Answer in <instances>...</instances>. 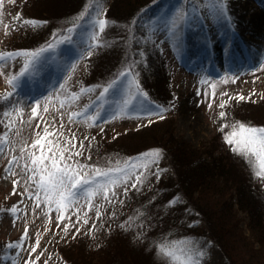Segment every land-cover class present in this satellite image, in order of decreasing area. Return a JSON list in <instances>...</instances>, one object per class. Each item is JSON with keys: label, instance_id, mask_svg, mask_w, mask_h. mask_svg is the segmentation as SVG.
I'll return each mask as SVG.
<instances>
[{"label": "rangeland", "instance_id": "rangeland-1", "mask_svg": "<svg viewBox=\"0 0 264 264\" xmlns=\"http://www.w3.org/2000/svg\"><path fill=\"white\" fill-rule=\"evenodd\" d=\"M62 1L2 0L0 53L22 52L17 48L33 47L37 40H40L37 44L45 41L38 31L32 29L33 26L27 24V27H22V24H25L24 21H35L46 4L50 10L58 6L57 10L67 11L68 8L65 9L66 4ZM113 1L103 0L104 18L108 21L109 7ZM200 2L201 0H184L180 4L172 0L163 7L150 9L149 14L154 15L151 16L143 41L149 44L152 57L146 52L135 57L130 63L131 69L135 67V71L119 73L108 85L88 87V84L99 81V73L105 70L102 64L109 59L108 57L102 64H98L95 73L92 72V78L87 75L96 52L95 47L88 54L89 45L96 43L91 40L92 20L97 14L95 8H91L89 20L84 26L72 32L71 40L60 43L54 51L45 52L35 73L21 78L18 87L12 88L7 80L20 72L23 58L16 57L0 69L4 73L0 75V139L5 135L7 137L5 151L0 155V264H26L28 261L31 264H181L183 255L179 249L184 241L196 242L206 251L201 264H227L222 247L215 245L216 240L211 241L213 236L208 237L209 221L205 208L202 211L198 207L201 212L195 218L202 222L198 230L191 232L190 225L179 220L184 216L175 212L176 209L180 210L183 198H178L180 207L168 208L169 199L178 191L177 173L172 168H179L170 160V153L166 160L152 165L145 173L143 184L148 191H143L141 186L136 189L131 185L135 176L115 188L118 195L123 190H131V208L126 209L127 213L137 216L139 227H144L134 229L129 226L128 229L124 226L116 233H109L111 216L108 218L109 223L103 219L107 208L98 218V224L93 227L94 214L97 212L95 206L99 201L106 203L109 200L97 196L92 202L94 207L89 210L87 201L80 199L74 208L63 213L65 218L61 221L59 217L62 213L56 211L54 204L45 202L44 194L36 183L28 180L26 170L22 168L28 162V155L22 149L39 138L37 133L43 135L44 122L55 117L54 127L64 132L65 136L75 134V144L81 142L84 145L88 139L86 136L94 138V144L88 147L93 149V153L95 151L90 156H96L93 160L96 164L92 168L105 169L117 165L120 163L118 153H139L129 159L134 160L146 153L145 149L149 147L156 145L164 148L162 142L170 135L194 148L215 139L211 143L212 149H216L215 155L221 154L224 166L232 170L233 176H237L229 181L233 183L237 179L245 180L248 174L264 190V180L253 175L242 156L237 155L241 159L239 166L234 159L221 153L224 148L219 147L217 127L220 121L229 123L251 120L264 124V58L263 55L260 56L264 53V23L259 26L262 20L264 22V0H226L228 19L219 21L209 19L206 10L202 9L203 15L198 14L195 9ZM185 12L188 13V18L180 19ZM254 14L262 18H253ZM176 24L179 26L176 27ZM254 33L263 41L257 47H262L259 50L253 44L256 37ZM97 62L96 57L92 65ZM125 72L129 74L124 75ZM224 80L227 83H222ZM213 83L217 85L214 101L210 87ZM109 85H112L109 91L104 93L103 89ZM7 93L11 95L7 96ZM224 93L227 95H223ZM71 94H79V99L71 101ZM241 95L245 97L244 100L236 99ZM229 97L233 99L229 100ZM61 100H68L63 109L59 107ZM126 101L128 107L120 112ZM223 101H227V106L221 109L219 104ZM37 103L41 105L38 110L40 116L30 119L32 106ZM45 106L49 109L47 113L43 112ZM14 108L22 109V115H4ZM221 111L227 113L223 120L219 116ZM72 112L85 115L70 121L68 116ZM92 115L98 117L94 124L86 118ZM61 116L63 128H60ZM12 121L15 123L10 128L8 125ZM37 124L40 126L37 127ZM61 144L63 146V139ZM29 151L39 155L40 147H29ZM13 157L18 159L15 165L9 163ZM167 166L170 170H167ZM9 168L15 175L9 173ZM104 179L102 176L95 177L98 182H103ZM15 181L19 183H14ZM151 182L161 183V188L164 183L167 189H172H168L167 193L164 189L151 188ZM245 183L246 181L243 182ZM199 190L196 187L192 191H195L192 198L193 201L195 199L194 203L198 200ZM80 191L83 192V189ZM37 195L40 197L39 202L35 199ZM262 195L264 193L261 194L264 203ZM109 198H112L111 193ZM201 199L203 203L213 204L204 193ZM261 200L254 197L251 201L255 207L261 206L260 211L264 214ZM116 202L117 199L112 201L109 210L120 213L123 207L118 204L120 200ZM226 202L227 209L221 207L219 202L216 203L223 232L230 228L227 239L230 240L228 245L234 256L232 264H264V244L253 236L248 212L240 209L238 197L234 194L227 197ZM13 208L16 209L15 213L11 211ZM260 217L263 218L259 214ZM84 219L88 220L87 224ZM213 224L221 227L218 221ZM26 230L27 236L24 238ZM84 234L86 239L83 241ZM190 234L198 237L192 239ZM243 237L248 240L245 241ZM8 244H20L23 247L8 248ZM161 245L175 246L176 255L181 259L173 260L161 255L158 251ZM89 251L95 254H90Z\"/></svg>", "mask_w": 264, "mask_h": 264}, {"label": "trees", "instance_id": "trees-1", "mask_svg": "<svg viewBox=\"0 0 264 264\" xmlns=\"http://www.w3.org/2000/svg\"><path fill=\"white\" fill-rule=\"evenodd\" d=\"M167 0H114L111 6L109 7V26L108 28L100 34V41L102 42V46L96 47L95 55L92 58L91 64L89 65V74H87L89 77H91L92 72L95 73L96 67L98 64H102L105 59H108V61L104 62L102 66L105 70L103 72L99 73V81H94L91 84H88V87H94L95 85H103V84H109L111 81L115 79V76H117L119 73L124 71H135V67L131 69L130 63L135 59V57L140 56V54H143L146 52L147 55H152L150 52V47L147 42L143 41V37L146 34L147 30L150 25L151 16L154 14H149V10L154 7L158 2L161 4L164 3ZM175 1V0H174ZM180 2V4L183 3L184 0H176ZM63 4H66L65 9L67 11L57 10L58 6L53 7L51 10L49 9V5L46 4V8L39 12L40 15H37L35 21L41 22L38 26H33V30L36 32L38 31L39 35H41V38H44L43 42L40 44H37L40 40H37L35 42V45L32 47H26V48H17L21 49V51H36L39 50L41 47L46 46L49 42L52 41L53 34L59 33L61 36L67 35V29L73 26V23L75 22L78 26L75 28V30H78L81 26L83 27V23L89 18L90 16V10L88 11V14L84 16L83 19L78 20L77 18L80 16L81 13L84 12L86 5L89 3V0H63ZM67 4L69 7H67ZM108 17V18H109ZM26 26L27 24H22V27ZM25 27V28H26ZM44 28L45 31H41ZM27 29V28H26ZM34 33V32H33ZM38 36V35H37ZM36 36V38H37ZM146 38V37H145ZM144 38V39H145ZM42 41V40H41ZM145 42V43H144ZM37 44V45H36ZM16 49V48H15ZM109 52V53H107ZM148 52V53H147ZM106 53V54H103ZM108 54L112 56H108ZM100 55H103L102 57ZM100 56V57H99ZM97 57L98 62L93 66V61ZM93 66V69H91ZM95 67V68H94ZM92 78V77H91ZM88 81V80H87ZM233 122L226 123L225 121H220L217 124V127L219 128V138H220V144L219 147H223L222 154L229 156L230 159H234L235 163H237L239 166H241V159L232 151L231 146H229L224 140V137L228 135L231 132L230 128H224L223 131H221V127L226 124H230ZM239 123H245L250 124L252 126L256 127H264V124L260 123H254L248 121V120H241ZM53 129L50 128L49 131H52ZM51 137H49L50 139ZM88 138L81 147V142H77L76 147L72 149V152L79 151L82 154L80 156H73V160L78 161L80 164H86L90 168L92 166H95V162L93 161L96 156L93 155L90 156V154L93 153V149L90 150L88 147L90 145H93L95 140L91 136H86ZM213 142L215 139L212 140ZM211 142L203 144V146L194 148L190 145L186 144L182 140H178L174 138L172 135L169 136V138H165L162 142L164 148L162 146H154L149 147L148 149H145V152H149L154 149H159L162 153L161 158L158 162L161 163V161L166 160L167 155L170 153V160L173 161L174 165L178 166L179 168H172L173 172L175 171L177 180V189L178 191H175L172 195V197L169 199L170 207L169 209L180 207L181 203H178V198H183L184 203H182L181 208H185L182 210L174 209L177 215H181L183 218H179L182 223H185L190 225L189 231L192 230H198L199 224L202 222L201 220H198L195 218L196 214H200V210L205 208L206 213L208 214V221L207 223L209 225V236H213L212 242L215 240V245L219 244L222 247V251L224 253V256H226L227 264H232L234 260V256L232 255L230 246L228 243L230 242L229 239H227L230 235V228L225 229V232L222 230V224H221V217L218 210V203L219 202L221 207L228 208V202H226L227 197L232 196L233 194L238 197V205L241 210H244L245 212H248V216L250 217V223H251V230L253 236L257 238V241L264 244V214L260 211V207H255L253 201V198L256 197L258 200H261V194L264 193V190H262L261 185L258 184L257 180L251 179L248 174H246V177L248 179L245 180H238L237 182L231 183L230 178H237L236 175L233 176L232 170L230 168L224 166L222 163L223 158L221 159L222 155L219 156L215 155L216 149H212ZM129 143V142H128ZM130 144V143H129ZM70 146V145H69ZM226 146V147H225ZM71 147V146H70ZM163 148V149H162ZM120 151V150H119ZM95 153V151H94ZM93 153V154H94ZM143 153V152H141ZM51 155L50 153H48ZM139 153H134L131 155L123 154L121 155L118 153L117 159L120 163H117V165L121 164L124 160L132 159L135 155ZM103 156H100L102 158ZM86 159V163H84V160ZM225 160V159H224ZM117 165L111 166L112 168H115ZM111 167H107L108 169ZM105 168V169H107ZM167 170H170V167L167 166ZM169 172V171H168ZM91 175V173H90ZM162 179V178H161ZM159 179V182H162V180ZM246 181L245 184L243 182ZM157 182V183H159ZM157 183L151 182V188H156L158 190L164 189V192L167 191L170 188H166V186L163 183V188H161V183L156 185ZM230 183L228 186L227 184ZM136 185L137 188H141L143 191H148L149 189L144 188L143 183L136 184V180L131 185ZM258 184V185H257ZM141 186V187H140ZM198 187L200 190L198 193V200L196 203L192 200V198L195 196L194 188ZM246 190V191H245ZM123 190L120 195L116 194L115 197L110 198L111 203L113 200L117 199V202L119 205L124 208H122L120 213L116 210H109L111 203L108 201L106 203H103V201H99L97 203V206H95L96 211L99 209V215L94 214L95 221L93 222V227L98 224V218L101 217L104 214L105 209L106 211V217L103 218L109 223V217L112 221V226L109 225V233L117 231L120 232L121 227H126L128 229L129 226L134 228H142L139 227V221L136 219V217L129 215L127 213L126 209H130L131 205V190L126 191ZM134 191V189H133ZM194 193V194H193ZM203 193L209 197L211 201L210 204L208 202L203 203L202 196ZM254 196V197H253ZM263 199L264 196L262 195ZM161 199V198H159ZM175 202V203H170ZM245 202L247 204L245 205ZM262 204L263 201L261 200ZM144 205V204H142ZM145 206V205H144ZM194 206V207H193ZM200 210H199V208ZM220 207V208H221ZM231 208V207H230ZM120 209V208H119ZM108 210L110 211L109 216ZM184 211V212H183ZM203 211V210H202ZM258 212V213H257ZM92 213V212H91ZM141 215H143V211H141ZM184 213V215H183ZM93 214V213H92ZM259 214L263 218H259ZM108 216V217H107ZM140 217V216H138ZM180 217V216H178ZM125 219V221H124ZM146 220V219H145ZM148 221V219L146 220ZM219 222L221 224V227L214 226V222ZM120 226V227H117ZM134 226V227H133ZM144 228V227H143ZM125 230V229H123ZM118 232V234H120ZM138 232V231H137ZM232 232V230H231ZM196 234H190L189 236L193 239L198 236H194ZM83 241L86 239V235L82 237ZM244 239V237H243ZM247 239V238H246ZM244 239L245 241H247ZM92 250V249H90ZM93 251V250H92ZM90 254H95L91 253ZM37 263V262H36ZM35 263V264H36Z\"/></svg>", "mask_w": 264, "mask_h": 264}, {"label": "snow or ice", "instance_id": "snow-or-ice-1", "mask_svg": "<svg viewBox=\"0 0 264 264\" xmlns=\"http://www.w3.org/2000/svg\"><path fill=\"white\" fill-rule=\"evenodd\" d=\"M0 4H2V0H0ZM90 8H95L97 10V14L92 20L93 31L91 35V40L95 41L96 43L89 45L88 54H90L95 47L102 46L100 34L103 33L104 29L110 23L106 18H104L105 8L103 0H89L84 12L81 13L77 19H83L84 16L88 14ZM202 9L207 11L209 19L217 21L228 19L226 14V0H201L195 11L198 14L203 15ZM187 18V12L183 13V15L180 17L182 20H186ZM24 23L35 27L41 22L24 21ZM77 26L78 25L74 22L73 26L67 29V35L61 36L59 33L53 34L52 41L46 46L41 47L39 50L0 53V69H2L8 61L13 60L16 57H21L24 61L20 72L18 74L11 75L8 78V85L12 88H16L18 87L21 78L33 75L43 54L45 52L54 51L60 43L70 41L71 34L73 31H75ZM175 26L178 27L179 25L176 24ZM128 74V72L124 73V75ZM0 75H4V73L0 71ZM222 83H227V80L222 81ZM133 84L138 88V85H135V82H133ZM111 86L112 85L105 87L103 92L107 93ZM210 87L212 88L211 96L214 101L216 97L217 85L213 83L210 85ZM6 95L10 96L11 93H7ZM223 95H227V93H224ZM51 99L52 98L50 97L49 101H51ZM69 99L74 102L79 99V94H71ZM131 99L132 97L130 96L129 100ZM231 99H233V97H229V100ZM236 99L244 100L245 97L241 95L236 97ZM67 103L68 100H61L59 105L60 109H63ZM226 106L227 101H223L219 104L221 109H224ZM127 107L128 102L126 101L124 108H121L120 112H124ZM209 107H211V104ZM40 108L41 105L39 103L32 106V115L30 119H35L36 117L40 116V112L38 111ZM48 111V107L45 106L43 108V112L47 113ZM162 111L163 110H161V112ZM22 112V109L14 108L11 112L4 113V115L6 117H12L16 114L22 115ZM83 115L85 114L72 112L68 116V119L71 121ZM117 115H119V113H117ZM219 116L223 120L226 118L227 113L221 111ZM86 118L92 121L94 124L98 117L96 115H92ZM41 119H43V117H41ZM14 123L15 121H12L8 127L11 128L12 124ZM44 124L45 126L43 128V135L37 133L39 138L29 146L33 149L39 146L40 154L37 155L35 152L29 151V147L23 148L22 152H26L28 155V162L25 163L22 168L26 170L25 174L27 175L28 180L36 183L38 189L44 194L45 202L49 205L54 204L56 211L62 213L59 217L61 221H63L65 218L63 213L74 208V206L79 203L80 199L86 200L87 207L89 210H91L94 207L92 202L97 196L101 197L102 199L109 200L111 203L109 193H111L112 197H115V188L122 183H127L128 179H130L132 176H135L136 184L143 183V179L146 178L145 173L148 172L152 165L158 163L162 156V153L159 149H154L142 154L134 160H124L114 169H101L99 167L90 168L86 164H80L78 161L73 160L74 155L80 156L82 154L79 151L72 152L71 150L76 147V144L74 143L76 140L75 134H71L69 137L65 136L64 132L58 131L54 127L56 124L55 117H53L51 121H45ZM39 126L40 125L37 124V127ZM63 127L64 121L63 117L61 116L60 128ZM50 128L53 130L49 131ZM224 128L231 129V132L224 137L225 142L231 146L232 151L236 155L242 156L245 159L249 167L252 169L254 176H256L258 179L264 180V127H256L250 124L233 122L223 125L220 130L223 131ZM49 137H51V139H49ZM61 139H63V146L61 144ZM6 145L7 137L5 135L4 138L0 139V155H2L5 151ZM69 145L71 147H69ZM81 147H83L82 144ZM9 163L11 165H15L18 163V159L13 157ZM8 171L11 175H15L11 168H9ZM37 176L39 177L38 180ZM100 176L105 178L103 182H98L95 180V177ZM14 183L18 184L19 182L15 181ZM85 186L87 187L85 188ZM132 186L135 187L136 185L134 184ZM81 189H83V192L80 191ZM35 199L39 202V195H37ZM37 207H39V203H37ZM11 211L15 213L16 209L13 208ZM99 214V209H97V215ZM84 223L87 224L88 220L84 219ZM26 236L27 230L25 232L24 238H26ZM7 247L22 248L23 246L20 244H8ZM179 250L183 255L181 264H201V261L207 254L204 249L200 248L198 243L193 241L182 242V247ZM158 251L161 255H164L170 259H181L176 255L175 246L161 245L159 246ZM26 264H31V262L28 261Z\"/></svg>", "mask_w": 264, "mask_h": 264}, {"label": "bare ground", "instance_id": "bare-ground-1", "mask_svg": "<svg viewBox=\"0 0 264 264\" xmlns=\"http://www.w3.org/2000/svg\"><path fill=\"white\" fill-rule=\"evenodd\" d=\"M257 16V14H254L252 17L253 18H255ZM261 17V16H260ZM259 16H257V18H260ZM262 18V17H261ZM264 22H263V20H262V23L259 25L258 24V22H257V24L259 25V26H262V24H263ZM256 31H259V32H262V30H256ZM258 32V33H259ZM254 36H256V33H254ZM239 37V36H238ZM255 40L253 41V44L255 45V47L257 48V47H260L261 46V44L263 43V41L260 39V38H258V36H256L255 38H254ZM262 48V47H261ZM261 48H259V49H261ZM258 48H257V50H259ZM263 55V56H262ZM260 56H262V58H264V53H262ZM258 60H260V59H258Z\"/></svg>", "mask_w": 264, "mask_h": 264}]
</instances>
